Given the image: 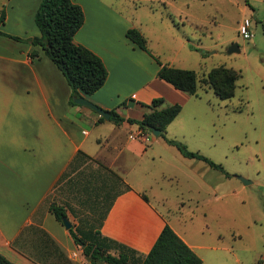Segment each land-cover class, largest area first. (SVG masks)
Listing matches in <instances>:
<instances>
[{"label":"crops","instance_id":"crops-1","mask_svg":"<svg viewBox=\"0 0 264 264\" xmlns=\"http://www.w3.org/2000/svg\"><path fill=\"white\" fill-rule=\"evenodd\" d=\"M72 1L84 14L73 42L97 55L107 70L104 84L82 96L106 111L135 119L150 110L143 104L154 98L164 100L158 109L179 103L181 110L166 130L168 138L178 136L174 123L182 122L183 107L194 95L157 76V59L174 65L152 51L144 22L125 13L129 12L125 6L134 0H122L124 7L121 0ZM40 2L0 0L4 14L0 23V254L15 264H73L77 245L49 210L47 198L63 173L67 176L69 169L76 170L84 160L97 162L105 154L111 166L118 164L107 172L116 184L122 180V188L107 193L100 202L109 208L99 229L102 236L122 247L129 256L127 264H143L166 223L200 257L197 250L205 246L180 233L155 203L165 206L169 197L146 180L147 170L138 172L128 162L129 156L153 158L156 153L150 145L156 139L147 133L139 136L136 124L132 129L127 121H101L99 113L89 107L72 104L71 89L61 71L39 44L30 42L40 36L34 20ZM129 28L139 29L146 37L149 52L128 39ZM81 123L90 129H82ZM79 151L87 157L73 164ZM160 176L171 184L177 179L174 172L162 171ZM204 185L215 197L214 187L208 182ZM87 215L98 213L89 210Z\"/></svg>","mask_w":264,"mask_h":264},{"label":"rangeland","instance_id":"rangeland-1","mask_svg":"<svg viewBox=\"0 0 264 264\" xmlns=\"http://www.w3.org/2000/svg\"><path fill=\"white\" fill-rule=\"evenodd\" d=\"M125 7L129 11L125 13L144 22L150 48L162 61L194 70L199 78L217 66L238 73L234 94L227 99L199 84L183 107L182 122L174 123L178 136H171L188 150L221 164L229 176L200 159L183 156L152 132L147 135L156 139L150 145L154 157L129 156L128 162L138 172L147 170L146 180L169 197L165 206L155 203L173 219L178 231L205 246L197 250L202 264H262L264 0H134ZM245 18L250 20L253 34L249 39L238 31ZM234 42L239 51L229 52ZM81 128L88 130L90 125L81 123ZM105 156H99L97 162L86 159L76 170L69 169L47 198L48 202H64L69 219L79 229L88 227L86 216L92 203H100L107 193L122 188L107 172L118 164L111 166ZM162 171L176 173V182L162 179ZM205 182L214 187L215 197L211 189L208 193ZM73 257V264H92L78 245Z\"/></svg>","mask_w":264,"mask_h":264},{"label":"trees","instance_id":"trees-1","mask_svg":"<svg viewBox=\"0 0 264 264\" xmlns=\"http://www.w3.org/2000/svg\"><path fill=\"white\" fill-rule=\"evenodd\" d=\"M246 3H248L246 1ZM84 19L80 5L72 0H41L34 16L35 23L40 31V36L30 39L33 44H39L47 57L56 65L63 74L71 89V103L74 97L88 96L98 90L105 82L107 70L103 61L94 53L73 42V35L81 27ZM4 21L3 11L0 12V23ZM0 33H2L0 31ZM126 36L139 48L149 52L147 39L137 28H129ZM157 76L171 84L174 88L190 95L196 94L200 84L211 87L217 97L227 99L233 96L235 81L238 73L224 66H217L209 70L202 77L194 70L174 67L161 63ZM163 98H154L150 104H143L150 110L141 119L124 117L115 110L110 113L109 120L115 124L127 121L136 124L141 133H150L152 129L159 130L158 136L168 144L175 146L187 158H197L210 167L220 170L229 176L223 166L208 157L188 150L182 142L166 136L167 126L181 110L179 103L167 105L158 109L163 103ZM101 121L103 117L99 118ZM87 157L81 151L77 152L74 162L82 161ZM89 159V158H88ZM63 173L60 180L64 178ZM120 184L122 180L119 179ZM126 187V186H125ZM127 188V187H126ZM98 208L99 211H95ZM109 208V204L102 206L95 203L91 206V213L98 216L87 215L88 227L79 229L72 226L68 229L74 243L81 247L82 253L92 264L104 261L108 264H127L129 256L122 247L114 241L104 237L100 232L101 221ZM101 209V210H100ZM49 210L55 218L62 223V217L67 215L66 204L50 202ZM143 264H202V259L175 233L169 224H165L153 246L142 260ZM0 264H15L0 254Z\"/></svg>","mask_w":264,"mask_h":264},{"label":"water","instance_id":"water-1","mask_svg":"<svg viewBox=\"0 0 264 264\" xmlns=\"http://www.w3.org/2000/svg\"><path fill=\"white\" fill-rule=\"evenodd\" d=\"M229 52H234V51H239V46L236 42H234L233 44H231V46L228 49ZM73 102L79 105H84L89 107L90 109L94 110L95 112L99 113V115L101 117H103L105 120H108L110 118V113L106 110H104L103 108L99 107L98 105H96L95 103L91 102L90 100H88L87 98H85L84 96H80V97H74L73 98ZM152 134L154 136H158L159 134V130H155L152 129ZM240 179H242L245 183L247 182V180H245L242 177H239ZM62 223L63 226L66 229H70L72 227V223L69 220V218L67 216H63L62 217Z\"/></svg>","mask_w":264,"mask_h":264},{"label":"built area","instance_id":"built-area-1","mask_svg":"<svg viewBox=\"0 0 264 264\" xmlns=\"http://www.w3.org/2000/svg\"><path fill=\"white\" fill-rule=\"evenodd\" d=\"M239 34L244 38V39H249L252 37V32L250 30V20L245 18L240 24L238 28ZM143 133L138 132V135H142Z\"/></svg>","mask_w":264,"mask_h":264}]
</instances>
